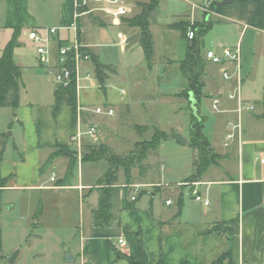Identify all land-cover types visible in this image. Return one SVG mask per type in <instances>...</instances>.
<instances>
[{"label":"crops","instance_id":"1","mask_svg":"<svg viewBox=\"0 0 264 264\" xmlns=\"http://www.w3.org/2000/svg\"><path fill=\"white\" fill-rule=\"evenodd\" d=\"M79 1L0 0V56L13 36L14 29L19 27L17 46L25 45L26 42L34 46L37 62H16L19 54L13 49L12 59L21 67V72L28 65L32 69L27 70L35 74L39 71L35 69L36 66L46 70L54 69L58 61L57 49L70 45L77 39V31L74 32L71 25L76 23ZM120 1L128 5L125 16H107V24L102 21L94 23L85 16H79L81 43L94 52L99 61L112 65L115 72H107L101 86L95 76L92 61H83L79 89L87 91L84 94L86 97L81 99L77 89V106L93 108L108 105L106 101L114 96L117 98L111 89H106V84L122 79L123 73L120 65L109 59L113 57V51L104 28H118L114 40L116 45H119L118 33L127 37V44H131L128 48L119 45L122 53L131 51L136 45L143 51L140 45V26L129 25L127 20L141 13V8L134 7L137 2L147 3L150 0ZM188 14L175 15L170 22L187 18ZM170 22L166 24V28L176 30L167 27ZM156 23L157 13L154 12L148 25L153 39L152 58L148 62L143 51L146 69L135 63L128 65L133 90H129L127 99L119 98L124 102L119 109L123 106L130 109L133 105L144 108L145 102L151 98L169 99L188 88V80L180 64L185 54L181 59L154 57L155 41L151 25ZM34 27L58 28L50 44L49 62L45 65L39 62L35 45L27 37V31ZM179 32L187 41L186 33L184 36ZM135 34L136 37L133 38ZM51 50L54 51V60L51 59ZM220 69L221 66L219 74ZM89 71L92 75L90 79L85 78ZM172 75L177 77L179 86L170 92L161 85L168 82ZM204 76L203 74V94L196 108L202 134L208 142L210 162L199 174L196 190L208 203L195 199L192 194L193 186L183 185L194 172L193 161L199 156L198 150L188 145L190 135L184 132L183 126H170L166 129L152 126L154 131L159 130L169 135L160 141L158 148L163 144H173L180 146L182 150H193L190 172L185 179L178 180V187H170L173 180L162 182L163 175H160V180L141 177L143 173L139 170V177L132 178V182L128 184L137 185L135 200H131L133 189L125 194L124 189L120 188L113 212L119 220V236L124 240L123 245L117 244L119 236L91 235L92 211L98 204L100 186L93 185L94 182L84 176L81 153H75L76 160L71 167L68 156L54 155L58 147L72 146L70 135L75 123L70 107L63 105L54 115V94L53 102L45 105L25 108L18 105L14 116L16 122L11 120L18 125L16 135H13L11 122L7 124V135L15 138L13 149L0 141V240L3 254L0 264H133L132 261H144L148 264L159 261L161 264H264V162L260 161L264 159V93L260 100L263 110L257 111L254 108V111L241 115L240 143L233 139L228 145H224L228 132L227 122L235 117L236 104L226 96L233 84L224 81L221 75L209 79ZM148 82H151L150 86L146 84ZM97 85L103 90L104 97H91L87 93ZM109 86L112 87L111 84ZM215 97L219 99L220 111L212 108V99ZM203 100L208 102L210 118L201 110ZM169 102L175 114L184 109L174 101ZM82 116L84 122L94 118L100 124V116L91 111H83ZM135 126L142 128L140 123ZM176 132L184 135L186 145H180L172 138V134ZM98 139V142L104 139L101 126ZM137 142L141 141H136L135 144ZM75 169H79L77 182L73 181ZM164 169L165 165L162 163L160 170ZM101 176L95 180L98 181ZM162 189L163 202H158L154 191ZM166 200L171 203L166 204ZM215 223L230 225L231 232L211 231V226ZM15 251L18 252L11 263L8 260ZM67 253L70 261L66 260ZM220 259L222 260L219 261Z\"/></svg>","mask_w":264,"mask_h":264},{"label":"rangeland","instance_id":"2","mask_svg":"<svg viewBox=\"0 0 264 264\" xmlns=\"http://www.w3.org/2000/svg\"><path fill=\"white\" fill-rule=\"evenodd\" d=\"M190 1L199 2L200 0ZM120 3H122L125 7L128 6L122 1H120ZM141 3L143 2H137L134 7L136 6L141 8ZM100 5L101 4H96L93 1H89L88 5L84 6L85 8L83 10H80V17L85 16L89 21L94 23H97V21H102L103 23L105 22V24H107L109 17H107L104 12L92 10L94 7ZM89 10L91 11L88 12ZM155 12L157 13V23L151 25V31L155 41V58L174 57L181 59L184 57L187 45L186 39L180 36L179 31L168 30L166 28V24L173 20L175 15H184L189 13L187 20L189 21L191 28H193L192 22L194 25H196L204 20H209V22H211V26L200 38L201 54L204 55L208 49H215L219 52L222 46H234L239 43L242 75V81L240 85L241 95L245 100L253 103L257 111L263 110L261 105L262 102L260 100L262 99L264 93V30L254 28L252 26H244L243 23L237 21L235 18L224 17L215 12L211 13L202 11L199 8H196L194 11H192L190 4L184 0H160L158 9ZM131 13L127 14L131 15ZM117 30L118 28L110 26L104 28L108 43L111 44V49L113 51V57H109V59L120 65L123 73L122 79L106 84V89H111L112 92L117 96V98L114 96V98L111 99L112 101H106L108 102L107 104L112 106L114 109L120 107L121 103H124L121 102L119 98L122 97L127 99L129 95L128 92H130L129 90H133V79L128 76L130 73V70L128 72V65L135 63L139 67H146L143 51L139 45H136L129 52H121L120 46L114 43V40H116ZM135 37L136 34L133 36V38ZM130 44L131 43L129 42L125 48H128ZM14 51L19 54V56L15 59L16 62L28 61V64L37 63L35 61L34 46L30 45V43L26 42L25 45L21 44L17 47L15 46ZM51 55V59L54 60L55 56L54 51L52 50ZM202 60L205 62V79H209L210 77H219L220 65H216L205 60V56L202 57ZM159 67L163 69L161 65ZM24 68L26 70L22 73L21 78L22 86L19 102L20 107L25 108L31 107L33 105L41 106L48 104L49 102H53V90L55 83L52 79V69L49 68L46 70L41 66H36L35 69L39 71L36 72L37 74H35L31 70H27L29 68L32 69L31 65H28ZM24 68L22 70H24ZM83 72L85 71H82V73ZM110 84L112 87L109 86ZM146 84L150 86L151 82ZM161 86L163 89L173 92L178 88L179 81L175 75H172L169 81L165 82L164 85ZM120 89H124L125 93L121 94ZM85 91L87 90H80L78 88V97L81 99L86 97L84 95ZM87 93H89L91 97L92 95H104L103 90L100 89L98 85L90 88ZM92 100H94V98ZM168 100L176 102L179 104V106H183L184 109L182 112L175 114L171 109V103ZM126 103H128V101H126ZM153 103H155V105ZM144 105V108H139L138 106L133 105L132 107L130 106V109L128 106H123L121 109H115L116 114L111 118L109 117L104 119L103 116H100L98 120H100L101 132L102 135H104V139H102L101 142H98L99 139L94 142L84 138V144L100 143L107 145L109 147L110 153L113 155L111 156L112 158L110 161L101 157L91 160L92 162H82V172L84 176L94 182L93 185L99 183L95 180V178L103 175L105 171H114L118 176L119 184H122L121 188L126 190L124 193H130L133 187L128 184L131 183L132 180L126 184L125 178L123 176V168L121 166V163H128L130 160L133 161V166L131 168V175L133 179L138 178V174H140L139 170L143 169L141 171L143 173L141 177L147 176L148 178H157L160 180V175H163L162 182L173 180V183H170V187H178V180L180 178L185 179V176H187L190 172L193 150L190 148L187 150H182L183 148H180V146H174L173 144H163V146L157 150H146L145 157L143 160H141L143 167H141L142 169H139L137 166V161H139L138 150L140 148L135 147V142L151 139L154 132V128H152V126H155V128L158 126L165 129L169 128L170 126H183V129L185 130L184 132L190 135L189 125L193 113L189 102L180 93L176 94L174 97H170L169 99L153 100L151 98L146 101ZM209 109L208 102L203 100L201 103V110L203 113L208 114L210 118ZM16 110L17 108L8 106L0 107V141L7 144L9 149H13L15 138L14 136L7 135L9 130L7 128V124L11 122V120L14 121V116L17 112ZM89 120L95 121L96 119L92 118ZM14 122H11L10 124L13 125V135H16L18 125ZM136 123H140L142 128L137 129L135 126ZM144 125H146V127ZM71 148L75 152V148L73 146H71ZM81 154L83 155V152H81ZM162 163L165 165L164 170H160ZM78 172L79 169H75L73 179L74 182H77ZM187 183H189V181L184 182L183 185H187ZM154 192L155 199L158 202H163L164 190H155ZM173 207L174 206H172V208Z\"/></svg>","mask_w":264,"mask_h":264},{"label":"trees","instance_id":"3","mask_svg":"<svg viewBox=\"0 0 264 264\" xmlns=\"http://www.w3.org/2000/svg\"><path fill=\"white\" fill-rule=\"evenodd\" d=\"M159 4V0H150L147 3H141V13L132 19H128L127 22L132 26H140L141 28V40L140 45L144 51L145 58L150 62L153 54V39L151 33L148 30V25L153 13L156 11ZM84 6H79L78 10H83ZM212 11L220 14L224 17L235 18L237 21L242 22L247 26H252L257 29L264 30V0H234L231 3L223 4L221 6H214ZM77 24V41L81 43V23L79 17L76 19ZM189 26L187 18H180L176 21L170 22L168 28L176 29L181 31L185 36V31ZM195 29V36L191 40H187L186 52L183 61L180 63L185 76L188 80V88L181 91V95L189 102V93L193 94L196 104H198L199 98L203 94L204 82L202 76L205 71V62L202 60L204 57L200 52V38L211 26L209 20H204L201 23L192 25ZM19 32V27H16L13 32V36L4 46L0 56V107L8 106L17 108L20 99V90L22 86L21 82V67L16 65L12 59V52L16 43V37ZM82 44V43H81ZM82 52L90 55V60L94 65V73L97 77L101 86L107 76V72H115V69L110 64L103 63L98 60L96 54L92 52L88 47H82ZM54 102H53V114L55 115L61 106H69L72 115L73 123L76 121V109H77V88L75 83L74 75L66 86L56 85L53 91ZM264 103V98H263ZM140 129V127H137ZM169 135L155 130L151 139L137 142L135 147H139V158L138 167H143L141 160L145 157V151L152 149L156 150L161 140L167 138ZM198 140V141H197ZM190 147L198 150V159H194L193 166L195 168L192 175L187 179L186 182L196 181L201 171L209 164L210 152L207 150L208 142L204 138L201 131V123L198 116L192 113L190 122V141L188 144ZM81 154L82 161L92 162L97 158H103L105 160H111L113 156L109 147L104 144H83ZM77 151H73L71 147H58L56 154H63L70 158V167L76 160ZM94 159H93V158ZM133 161L130 160L128 163H121L123 168V176L126 184H128L132 178L131 168ZM136 162V163H137ZM142 169V168H141ZM143 170V169H142ZM69 175V174H68ZM100 187V195L98 198V204L92 211V236H111L118 237L120 235V225L118 217L114 214L113 209L117 197L120 193L121 184L118 182V176L114 171H105L98 180ZM126 192V190H124ZM144 193V192H143ZM142 193V194H143ZM141 194V193H140ZM115 224H113V222ZM211 231L218 232H231V226L224 223H215L211 226ZM1 239V237H0ZM0 257H3L1 240H0ZM223 259V258H222ZM220 259L219 261H221ZM133 264H148L144 261L135 262ZM156 264H161L159 261Z\"/></svg>","mask_w":264,"mask_h":264},{"label":"built area","instance_id":"4","mask_svg":"<svg viewBox=\"0 0 264 264\" xmlns=\"http://www.w3.org/2000/svg\"><path fill=\"white\" fill-rule=\"evenodd\" d=\"M89 1H94L96 3H101L100 6L94 7L92 10L102 11L107 16L112 17H122L125 16L127 8L120 3V0H80L78 6H87ZM188 2L191 6L192 11L196 8L201 9L202 11L211 12L212 6L217 2L222 0H200L199 2H194L190 0H184ZM89 10L88 12H90ZM78 12L77 17L80 16ZM193 25V22H192ZM71 29L76 32L77 24L73 23ZM58 31L57 27H34L27 31L28 39L35 45L36 55L41 64H47L49 62L50 56V44L53 37ZM195 36V29L191 28L189 25L186 31L187 39L191 40ZM118 44L121 47H125L127 44V37L123 34L118 33ZM83 44L79 43L76 40L70 45L60 46L57 49V65L52 69V79L55 85L66 86L71 80L72 75H74L76 88L81 87L80 85V71L81 64L83 61H89L90 55L88 53L82 52ZM205 60L220 65V75L224 81L231 82L233 84L232 89L226 94L229 100L235 102V117L232 120H228L227 127L228 132L226 134V141L224 145L235 139L239 144L241 140V115L244 112L254 111V104L245 100L241 95V56H240V45L237 43L234 46H222L220 51L215 49H208L205 53ZM92 75L89 72L86 73L85 78H91ZM121 94H124V89H120ZM212 108L215 111H220V102L217 97L212 99ZM91 111L96 115L104 117L114 116V108L108 105H97L93 108H87L82 106H77L76 109V121L74 131L70 135V141L75 150L81 153L82 145L84 144V138H87L90 141L96 142L99 138L100 133V124L96 121H83L82 112ZM261 162H264V159H260ZM53 179V177L51 178ZM199 183L196 181L189 182L187 185L193 186L192 194L195 195L197 201H203L204 204H207V200H203L196 190V186ZM125 186V185H124ZM133 187V194L131 195V200L136 199L137 185H130ZM170 200H166V204H170ZM117 244L123 245L124 240L122 237L117 238Z\"/></svg>","mask_w":264,"mask_h":264},{"label":"water","instance_id":"5","mask_svg":"<svg viewBox=\"0 0 264 264\" xmlns=\"http://www.w3.org/2000/svg\"><path fill=\"white\" fill-rule=\"evenodd\" d=\"M234 0H222L220 2H217L216 4H214L212 6V8L214 6H221L223 4H228V3H231L233 2ZM189 101H190V107L192 108V111H193V114L197 116V108H196V100L194 99L193 97V94L190 92L189 93ZM172 138L176 141V143L180 144V145H186V138L184 137L183 134L179 133V132H176V133H173L172 134ZM18 251H15L11 257L9 258V262H14L15 260V257H16V254H17ZM66 260L67 261H70V256L69 254L67 253L66 255Z\"/></svg>","mask_w":264,"mask_h":264}]
</instances>
